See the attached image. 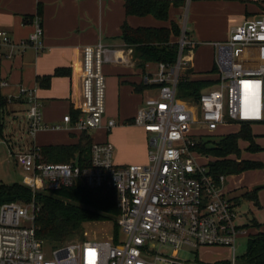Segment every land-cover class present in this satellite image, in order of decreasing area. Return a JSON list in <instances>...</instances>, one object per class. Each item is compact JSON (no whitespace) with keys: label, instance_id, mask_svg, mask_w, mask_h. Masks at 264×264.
Returning <instances> with one entry per match:
<instances>
[{"label":"built area","instance_id":"built-area-1","mask_svg":"<svg viewBox=\"0 0 264 264\" xmlns=\"http://www.w3.org/2000/svg\"><path fill=\"white\" fill-rule=\"evenodd\" d=\"M189 3L192 0H184ZM22 48L42 50L40 18ZM12 43L0 30V46ZM176 63H158L156 72L142 82L153 86L154 94L142 100L132 125L146 134L147 161L118 165L109 141H93L89 163L49 164L42 161L39 146L12 154L25 177L22 184L33 193L61 188H112L117 194V226L122 238L111 241L68 242L44 251L37 239L34 201L0 206V264H184L166 257L161 248L174 252L196 251L202 247H226L229 264H241L236 255L240 238L247 229L238 222L241 215L232 196L225 190L226 177L213 178L204 155L194 147L203 130L214 136L220 127L241 121H261L264 117V15L234 27L226 41L213 42L218 83L204 89L198 104L177 98V85L188 66L183 60L189 40L181 29ZM113 51L98 42L82 49V106L72 120L63 123L68 130L93 133L110 131L114 120L105 118L106 79L103 66L112 61ZM27 104L26 132L32 140L49 127L42 120L41 104L34 89H20ZM257 119H248L257 114ZM207 158V157H206ZM46 247V246H45Z\"/></svg>","mask_w":264,"mask_h":264},{"label":"crops","instance_id":"crops-1","mask_svg":"<svg viewBox=\"0 0 264 264\" xmlns=\"http://www.w3.org/2000/svg\"><path fill=\"white\" fill-rule=\"evenodd\" d=\"M262 15L264 0L184 1L183 6L169 9L166 22L151 16H126L122 0H0V30L12 40V43L0 46V92L7 100V105L2 112L0 110V166L9 160L15 165L13 156L9 154L8 157V152L14 154L33 145L42 147L77 143L81 133L66 129L63 117L68 115L72 119L73 113L81 111L82 49L98 42L113 51L112 61L103 66L106 79L103 123L105 125L111 119L116 126L110 131L104 128L96 130L90 136L95 142L109 141L113 145V159L118 165L146 163L147 136L141 128L132 125V120L142 100L154 92L150 87L137 93L134 86L139 85L146 74L155 73L149 69L151 65L156 68L157 64L146 65L144 73L137 68L132 48L121 40L122 24L126 22L132 28H169L173 21L181 29L185 28L189 40L196 45L195 51L188 55V66L195 73L194 76L199 77L197 73L209 71L215 63L213 42L226 41L234 27ZM35 17L40 18L43 29L42 50L32 46L22 48L21 45L34 31ZM178 40L170 38L172 43ZM200 55H205L203 61ZM56 70H60V74L54 76ZM47 76H52L48 85H40L42 78ZM21 88L35 90L46 125H59L62 128L40 130L32 140L28 138L26 144L13 147L3 132L4 121L6 117L16 119L20 112H24L26 118L27 104L20 94ZM254 126V141L262 151L255 153L251 159L264 165V124ZM232 176L237 179L232 184H225L228 194L237 196L236 193L242 194L262 186L258 201L264 207V167ZM13 183L22 182L12 180L7 184ZM254 231L264 232V225Z\"/></svg>","mask_w":264,"mask_h":264},{"label":"trees","instance_id":"trees-1","mask_svg":"<svg viewBox=\"0 0 264 264\" xmlns=\"http://www.w3.org/2000/svg\"><path fill=\"white\" fill-rule=\"evenodd\" d=\"M126 16L145 17L151 16L155 20L166 22L171 7H181L184 0H122ZM181 28L173 21L169 28L137 27L132 28L126 22L121 26V40L133 51L137 68L144 73L146 65L166 63L174 65L177 59L178 45L170 41L171 37L179 38ZM188 36V33L186 32ZM196 48L194 45L192 48ZM60 70L54 72V76ZM195 73L189 67L185 69L177 85V98L198 104L201 92L215 86L217 67L206 72ZM52 76L42 78V83L47 86ZM149 86L141 82L134 86L137 93H141ZM7 105L0 92V110ZM79 112L73 113L72 120L76 119ZM254 123L264 124L261 121H241L236 124L239 128L236 133L222 136L213 146L200 138L194 150L211 160L208 162L209 174L213 178L219 176L239 175L243 172L259 170L264 165L257 161L241 159L240 143L245 142V152L257 153L262 148L254 141L252 131ZM0 136L2 125L0 124ZM213 137V136H212ZM93 140L87 132H82L78 141L72 145H48L40 147L42 161L49 164L76 163L86 166L89 163V151ZM263 187H255L243 192L233 199L238 205L241 200H249L260 207L258 192ZM34 201L38 207L34 219V228L38 240L51 248L62 246L69 240L80 237L84 233L87 223L111 222L113 224L114 239L118 235L117 226V194L112 188L102 187L90 189L86 187L61 188L56 191H38L33 193L29 187L22 183L5 184L0 182V206L5 203L27 204ZM244 228L260 229L261 225L253 218L243 225ZM248 247L246 253L238 257L241 264H264V232L247 234ZM216 264H229L219 262Z\"/></svg>","mask_w":264,"mask_h":264},{"label":"rangeland","instance_id":"rangeland-1","mask_svg":"<svg viewBox=\"0 0 264 264\" xmlns=\"http://www.w3.org/2000/svg\"><path fill=\"white\" fill-rule=\"evenodd\" d=\"M183 19V18H182ZM195 51L194 48L186 47L183 51V60H188V55ZM199 57V56H198ZM197 57V58H198ZM196 58V59H197ZM200 59L203 61L205 59V55H200ZM151 72H156L155 65H151L149 69ZM183 75V73L181 74ZM25 113L20 112L16 119L5 118L4 121V134L6 135L10 144L13 147H18L19 145L26 144L28 141V135L26 132V121H25ZM261 125L260 123H254V128L256 125ZM238 124L232 123L223 127H220L219 130L214 134V136H207L205 132L202 130H194V133L198 136H201L202 140L207 141L208 145L213 146L214 143L218 142L222 136L227 134L236 133L238 130ZM256 128L253 130L255 133ZM256 134V133H255ZM246 145L244 143H240L241 149V159L244 160H252L251 158L255 157V153L245 152ZM24 151V150H21ZM10 153L8 152V157ZM211 159L209 157H204L200 159V163H208ZM4 172V173H3ZM8 173V177L7 174ZM0 182L2 183H10L12 180L17 182H23L25 174L22 172L21 168L18 165H14L12 160L8 163L2 164L0 166ZM237 179L236 176H228L226 177V185L232 184L233 181ZM237 196H240L241 193H236ZM228 196H233V194H228ZM260 207L254 205L252 201L249 200H241V203L238 207L239 213L241 215V219L238 220L240 224L245 223V221H250L253 218L258 222H264V207ZM258 222V223H259ZM261 226L264 223H259ZM255 228L247 229L248 234H255ZM113 224L111 222H97V223H87L84 225V233L82 239L80 237L73 238L68 242H76L82 240H95V241H111L114 238L113 234ZM117 237L122 238L120 231L118 232ZM66 242V243H68ZM46 246V245H45ZM44 246V251L48 252L51 247ZM248 247V237L244 236L239 239L236 245V255L237 257L242 256L246 253ZM160 253L166 257L176 259L184 262V264H216L219 262H228L230 259V250L226 247H202L199 250H185L179 253L174 252L170 249L161 248Z\"/></svg>","mask_w":264,"mask_h":264},{"label":"bare ground","instance_id":"bare-ground-1","mask_svg":"<svg viewBox=\"0 0 264 264\" xmlns=\"http://www.w3.org/2000/svg\"><path fill=\"white\" fill-rule=\"evenodd\" d=\"M248 119H257L258 118V113L257 114H253L250 115L249 117H247Z\"/></svg>","mask_w":264,"mask_h":264}]
</instances>
